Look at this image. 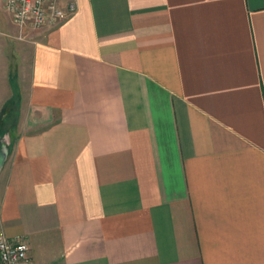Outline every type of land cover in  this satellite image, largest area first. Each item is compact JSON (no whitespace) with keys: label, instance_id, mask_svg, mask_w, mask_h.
<instances>
[{"label":"crops","instance_id":"0c3cea01","mask_svg":"<svg viewBox=\"0 0 264 264\" xmlns=\"http://www.w3.org/2000/svg\"><path fill=\"white\" fill-rule=\"evenodd\" d=\"M71 1L29 32L0 0V231L34 264H264V0Z\"/></svg>","mask_w":264,"mask_h":264},{"label":"built area","instance_id":"2783aa9c","mask_svg":"<svg viewBox=\"0 0 264 264\" xmlns=\"http://www.w3.org/2000/svg\"><path fill=\"white\" fill-rule=\"evenodd\" d=\"M4 8L20 30L40 32L62 24L75 11L71 1L65 8L59 0H5ZM0 264H34L25 237H7L0 231Z\"/></svg>","mask_w":264,"mask_h":264},{"label":"water","instance_id":"95a60500","mask_svg":"<svg viewBox=\"0 0 264 264\" xmlns=\"http://www.w3.org/2000/svg\"><path fill=\"white\" fill-rule=\"evenodd\" d=\"M10 141L7 135L0 138V171L9 155Z\"/></svg>","mask_w":264,"mask_h":264},{"label":"rangeland","instance_id":"374dc122","mask_svg":"<svg viewBox=\"0 0 264 264\" xmlns=\"http://www.w3.org/2000/svg\"><path fill=\"white\" fill-rule=\"evenodd\" d=\"M14 107L12 106L10 109H9V112L8 113H5L3 116H5V127L2 131H4L5 133H9L10 131L8 130V128H10L11 125H13L14 121H16V115H14V113H12L14 111ZM1 120V119H0ZM7 130H6V129ZM10 138V137H9ZM11 141V140H10Z\"/></svg>","mask_w":264,"mask_h":264},{"label":"trees","instance_id":"16d2710c","mask_svg":"<svg viewBox=\"0 0 264 264\" xmlns=\"http://www.w3.org/2000/svg\"><path fill=\"white\" fill-rule=\"evenodd\" d=\"M1 119H4V120H5L6 118H5V116H3V118H1ZM1 125H2V124H1V122H0V127H1ZM2 130H3V129L0 128V138L3 137V135H5V132L2 131ZM9 150H10V148H9Z\"/></svg>","mask_w":264,"mask_h":264}]
</instances>
